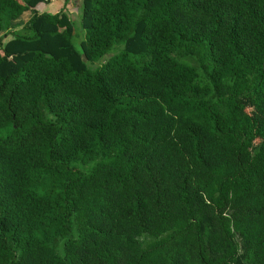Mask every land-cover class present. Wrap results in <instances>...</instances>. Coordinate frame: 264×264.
Wrapping results in <instances>:
<instances>
[{
  "label": "trees",
  "instance_id": "obj_1",
  "mask_svg": "<svg viewBox=\"0 0 264 264\" xmlns=\"http://www.w3.org/2000/svg\"><path fill=\"white\" fill-rule=\"evenodd\" d=\"M0 264H264V0H0Z\"/></svg>",
  "mask_w": 264,
  "mask_h": 264
},
{
  "label": "rangeland",
  "instance_id": "obj_2",
  "mask_svg": "<svg viewBox=\"0 0 264 264\" xmlns=\"http://www.w3.org/2000/svg\"><path fill=\"white\" fill-rule=\"evenodd\" d=\"M62 4H63L62 2H55V1H53V3H51L50 5H48V8L47 9H44V10L47 11L48 13H54V12H56L61 7ZM79 6H80V4H79ZM81 40L79 41V43L76 42L77 43V48L79 49L80 52H81V44H80L81 43ZM122 48H123V46H116V48L113 49V51L111 52L112 55H114L115 53H118L119 54L121 52ZM113 52H114V54H113ZM101 63H102V61H98V62L95 63V65L97 66V65H100ZM4 65H6V67H10L11 68L12 67L11 59H9L8 62H5ZM249 111H251V108L250 107H249Z\"/></svg>",
  "mask_w": 264,
  "mask_h": 264
}]
</instances>
